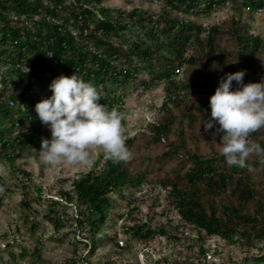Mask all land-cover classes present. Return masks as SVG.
Returning a JSON list of instances; mask_svg holds the SVG:
<instances>
[{"label":"trees","instance_id":"16d2710c","mask_svg":"<svg viewBox=\"0 0 264 264\" xmlns=\"http://www.w3.org/2000/svg\"><path fill=\"white\" fill-rule=\"evenodd\" d=\"M148 1L161 5L159 14L141 8L109 9L105 7L106 0H0V112L13 116L3 100L4 92L13 87L15 95L8 102L20 111L23 107L26 120H30V109L42 100L41 96L52 95L49 85L53 79L74 74L97 87L102 96L100 104L109 110L118 109L123 101L122 93L116 91L122 88L124 92L143 70L151 76V82H165L162 111L169 119L152 127L159 142L172 133L178 120L172 115L173 108L186 103L187 86L176 78L184 68L197 63L191 54L193 49L207 51L211 67H222L225 74L244 71L245 84L264 80V69L255 61L264 51V39L243 19V11L238 9L241 0ZM229 2L233 3L236 15L227 33L237 45L238 67L228 65L226 69L227 53L218 45L224 33L222 27H205L194 23L190 16L209 14ZM242 9H264V0H243ZM213 76L210 71L204 85L209 98L219 86ZM141 84L150 87L148 81ZM21 87L22 94L17 96L16 89ZM232 88L237 87L233 84ZM205 108L210 114L209 99ZM13 127L17 128L16 124ZM218 127L216 124L213 128ZM40 133V128L35 127L33 139L26 142L24 135H20L17 141L40 150L41 144L36 142V134ZM257 135L258 132L251 138ZM132 143V139H126L128 148ZM260 145L264 147V143ZM10 146L3 144V148ZM181 149L185 150L183 145L173 144L166 157L181 156ZM185 156L191 167L183 175L160 183L177 217V225L172 227L175 222H170L172 230H195L204 257L207 252L203 243L212 238L250 249L260 246L258 255L246 259L244 264H264V186L261 191L256 188L251 172L262 165L264 173V164L248 160L247 167H239L230 166L222 155ZM127 164H115L101 153L88 172L72 179L70 189L61 190L60 202L64 207H59L60 202H52L47 221L53 230L71 229L82 236L89 254H95L99 240L106 238L105 227L109 212L115 207V196L125 199L126 189L141 184L132 179ZM228 192L237 198L238 204L221 205L220 210L214 207L209 198H221ZM252 201L259 204L255 215L247 213ZM25 206L29 208L31 204L27 202ZM127 207V216L140 211L132 202ZM124 228L125 234L141 243L158 237L173 238L170 227L152 228L133 218ZM84 260L83 263L90 264L88 259Z\"/></svg>","mask_w":264,"mask_h":264},{"label":"rangeland","instance_id":"374dc122","mask_svg":"<svg viewBox=\"0 0 264 264\" xmlns=\"http://www.w3.org/2000/svg\"><path fill=\"white\" fill-rule=\"evenodd\" d=\"M242 2L243 0L237 7L243 11V19L264 39V9L244 11ZM105 7L127 10L141 8L152 14H159L161 11L159 3L148 0H106ZM234 15L236 9L229 2L209 14L190 16L194 23L205 27H222L224 33L220 36L218 45L227 53L226 69L228 65L238 67L237 45L227 33ZM191 54L197 63L184 68L176 78V81L187 86V100L181 107L173 108L172 115L178 120L172 133L162 141H156L152 127L157 123L164 124L169 119L162 111L165 82H151V76L142 70L124 92L122 88L116 91L122 93L123 105L117 110L124 116L122 123L126 139L133 140L129 148L133 158L127 167L132 179L141 184L126 189L125 199L115 196V207L109 212V221L105 227L106 238L99 240V247L93 255L89 254L82 236L69 228L55 232L47 217L52 202H60L61 190L70 189L72 179L88 172L103 152L92 150L93 163L90 167L43 163L40 150L30 144H20L17 139L20 135H24L26 142L33 139L36 127L41 130L40 134H36V142L41 144L42 139H51L49 127L40 122L34 106L29 112L30 120H26L24 108L20 111L8 102L15 95L13 87L4 92L3 100L12 109L13 116L7 117L0 112V133L4 135H0V264H85L84 259H88L90 264H244L246 259L252 260L258 255L260 246L250 249L212 238L203 243V249L207 252L204 257L200 252L195 230L187 228L178 233L172 230L177 225V217L167 202V194L160 183L183 175L191 167L185 153L202 157L221 155L218 145L220 136L217 135L216 142H213L212 133L216 128L206 132L201 120L210 119L205 108L209 99L204 90L207 76L212 71L213 81L219 83L226 75L225 70L219 66L211 67L207 51L195 48ZM234 61L237 62L232 63ZM255 61L260 69H264V51L255 57ZM142 81H148L150 87L144 88ZM233 84L238 87L235 81ZM16 90L17 96H20L22 87ZM41 97L46 99L51 96ZM14 124L17 128L13 127ZM252 139L259 144L264 143V129L258 131V135ZM5 143L11 146L3 148ZM173 144L183 145L185 150H180L181 156L166 157ZM249 160L260 162L255 156ZM251 172L253 183L261 191L264 186L262 165L260 168H252ZM209 199L219 210L221 205L238 204L237 198L230 192L221 198ZM27 202L31 207L25 206ZM128 202L135 203L140 209L132 217L127 216ZM59 207L63 208L64 204L60 202ZM258 207L259 204L252 201L247 206V213L255 215ZM131 218L152 228L170 227L173 238L158 237L148 243L133 240L130 235L125 234L124 228ZM170 222L175 224L171 227ZM35 248L39 252L35 253Z\"/></svg>","mask_w":264,"mask_h":264},{"label":"clouds","instance_id":"9594fccd","mask_svg":"<svg viewBox=\"0 0 264 264\" xmlns=\"http://www.w3.org/2000/svg\"><path fill=\"white\" fill-rule=\"evenodd\" d=\"M244 75V71H237L220 79L209 98L210 119L201 120L206 132L219 125L212 133L213 142L219 135L220 154L230 166L239 167H247L246 162L253 156L264 164V147L251 138L264 129V80L245 84ZM233 81L238 85L235 90ZM49 87L51 97L35 105L40 122L51 132L50 140H41L39 155L43 163L90 167L92 150L97 149L115 164L132 160L123 114L98 102L102 96L92 82L76 74L61 75Z\"/></svg>","mask_w":264,"mask_h":264},{"label":"built area","instance_id":"2783aa9c","mask_svg":"<svg viewBox=\"0 0 264 264\" xmlns=\"http://www.w3.org/2000/svg\"><path fill=\"white\" fill-rule=\"evenodd\" d=\"M177 73H179V71H177Z\"/></svg>","mask_w":264,"mask_h":264}]
</instances>
